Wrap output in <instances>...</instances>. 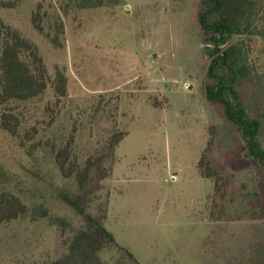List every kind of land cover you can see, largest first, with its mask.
Instances as JSON below:
<instances>
[{
	"label": "rangeland",
	"instance_id": "rangeland-1",
	"mask_svg": "<svg viewBox=\"0 0 264 264\" xmlns=\"http://www.w3.org/2000/svg\"><path fill=\"white\" fill-rule=\"evenodd\" d=\"M39 1L50 12V2L56 5L21 0L0 8V17L37 44L50 72L66 70L67 95L56 104L49 88L12 103L19 136L0 128L7 175L0 191L39 208L36 217L0 224V264H39L66 251L83 222L60 198L75 184L57 170L54 149L74 132L72 152L83 163L114 130L127 134L101 191L109 192L105 226L115 239L100 251L103 261L264 264V164L246 156L235 125L205 97L209 59L199 0H109L71 10L62 16L63 47L33 28ZM259 16L264 23V5ZM252 39L250 58L262 69L264 40ZM257 92L254 77L240 88L246 100ZM32 127L34 136L23 138ZM204 152L218 188L198 167Z\"/></svg>",
	"mask_w": 264,
	"mask_h": 264
},
{
	"label": "trees",
	"instance_id": "trees-1",
	"mask_svg": "<svg viewBox=\"0 0 264 264\" xmlns=\"http://www.w3.org/2000/svg\"><path fill=\"white\" fill-rule=\"evenodd\" d=\"M19 1L0 0V8H14ZM107 2L109 0H55L56 5L50 2L53 10L50 12L39 1L31 12V24L53 45L63 47L62 16L71 10L102 6ZM263 5L264 0H199L197 21L203 31L205 54L209 59L205 97L219 104L224 117L235 125L244 141L246 156L264 164V143L260 139L264 117V68L250 58L252 38L259 36L264 40V23L258 21ZM252 77L258 84V94L246 100L240 88ZM67 85L66 70L56 66L50 72L37 44L0 17V128L19 136L21 119L12 103L29 101L50 88L57 104L67 95ZM35 132L32 127L31 134L26 132L23 138L30 139ZM126 134V130H114L104 148L87 156L83 163H79L72 152L74 132L69 133L63 145L54 149L57 170L75 184L72 191L61 192L60 198L81 217L83 224L68 238L62 255L39 264H109L99 254L105 246L115 243L105 226L109 192L102 194L101 191L104 181L111 175L116 147ZM205 156L204 152L198 167L218 188L217 174L210 170ZM6 181L7 175L0 169V186ZM35 207L30 210L19 195L1 190L0 224L29 212L36 217L39 208ZM41 213L45 215L46 212Z\"/></svg>",
	"mask_w": 264,
	"mask_h": 264
}]
</instances>
